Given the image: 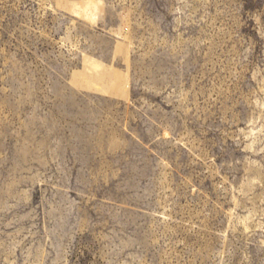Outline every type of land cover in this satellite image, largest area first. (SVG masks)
Returning a JSON list of instances; mask_svg holds the SVG:
<instances>
[{"label": "rangeland", "instance_id": "374dc122", "mask_svg": "<svg viewBox=\"0 0 264 264\" xmlns=\"http://www.w3.org/2000/svg\"><path fill=\"white\" fill-rule=\"evenodd\" d=\"M0 264H264V0H0Z\"/></svg>", "mask_w": 264, "mask_h": 264}]
</instances>
